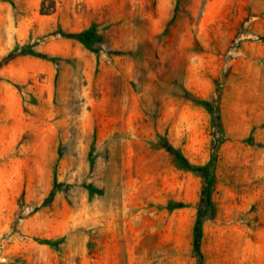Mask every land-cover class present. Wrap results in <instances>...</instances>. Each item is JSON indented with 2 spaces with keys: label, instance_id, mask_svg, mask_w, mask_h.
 <instances>
[{
  "label": "rangeland",
  "instance_id": "374dc122",
  "mask_svg": "<svg viewBox=\"0 0 264 264\" xmlns=\"http://www.w3.org/2000/svg\"><path fill=\"white\" fill-rule=\"evenodd\" d=\"M0 264H264V0H0Z\"/></svg>",
  "mask_w": 264,
  "mask_h": 264
},
{
  "label": "trees",
  "instance_id": "16d2710c",
  "mask_svg": "<svg viewBox=\"0 0 264 264\" xmlns=\"http://www.w3.org/2000/svg\"><path fill=\"white\" fill-rule=\"evenodd\" d=\"M68 37L78 39V40H83L89 48L90 44L92 43V40L95 37V34L93 33V31L91 29H87V30H84L83 32L78 33V34H69ZM169 151L172 152V154L174 155V160L177 163L181 162V161L184 162V159L182 158L181 154L178 151H176L174 149H169ZM199 229H200V223L198 222L196 225V228H195V231L197 233L196 243H195L196 248H197V243H198V236L200 234Z\"/></svg>",
  "mask_w": 264,
  "mask_h": 264
}]
</instances>
